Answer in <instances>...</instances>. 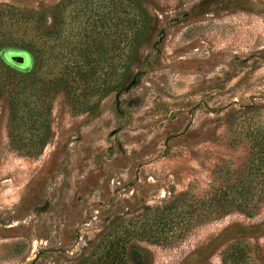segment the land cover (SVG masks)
<instances>
[{
    "label": "rangeland",
    "instance_id": "obj_1",
    "mask_svg": "<svg viewBox=\"0 0 264 264\" xmlns=\"http://www.w3.org/2000/svg\"><path fill=\"white\" fill-rule=\"evenodd\" d=\"M73 1L0 0V39L20 35L17 13L47 11L49 25L61 4L67 52L70 27L84 24ZM145 6L150 26L121 89L86 109L59 90L50 113L24 122L0 96V264H80L114 239L129 264H223L233 243L236 264L264 260V205L250 216L234 202L221 215L218 199L244 180L253 190L264 155V0ZM17 135L44 147L20 152Z\"/></svg>",
    "mask_w": 264,
    "mask_h": 264
},
{
    "label": "trees",
    "instance_id": "obj_2",
    "mask_svg": "<svg viewBox=\"0 0 264 264\" xmlns=\"http://www.w3.org/2000/svg\"><path fill=\"white\" fill-rule=\"evenodd\" d=\"M81 5L84 24L79 30L72 32L70 27L66 43H72L68 51L63 50V20L61 4L52 7L51 20L47 25V11H28L17 13L14 23L18 27L16 37L0 39V49L7 42L22 45V53L2 51L0 66L6 61L19 68V74H12L1 66L0 96L6 94L12 120H29L25 116L32 109H43L47 114L52 109V94L59 90L67 92L73 105L86 109L98 101L101 96L121 89L136 59L138 47L146 36L150 26V16L145 6L146 0H74ZM79 10V9H78ZM74 13L71 22L77 17ZM49 17V16H48ZM11 55H22L23 64L10 59ZM26 114L25 116H23ZM21 122L17 123L19 126ZM17 128V127H16ZM49 123L45 121V131ZM13 144L20 152L37 155L44 143L27 144L19 141ZM255 185L264 183L260 170L264 167V155L255 158ZM251 185L253 182H249ZM245 180L239 183L234 193H224L220 200L221 215L232 211L231 203L236 202L238 210L247 215L258 213L264 205V191L256 186L250 192L244 189ZM249 198V199H248ZM105 250L84 258L80 264H129L125 253V245L119 239L104 243ZM242 248L235 244L227 246L222 262L236 264L243 259ZM235 255V256H234ZM239 255V257H236ZM232 264V263H231ZM261 264H264V260Z\"/></svg>",
    "mask_w": 264,
    "mask_h": 264
},
{
    "label": "water",
    "instance_id": "obj_3",
    "mask_svg": "<svg viewBox=\"0 0 264 264\" xmlns=\"http://www.w3.org/2000/svg\"><path fill=\"white\" fill-rule=\"evenodd\" d=\"M10 59L19 64H23L25 62V58L22 55H11Z\"/></svg>",
    "mask_w": 264,
    "mask_h": 264
}]
</instances>
